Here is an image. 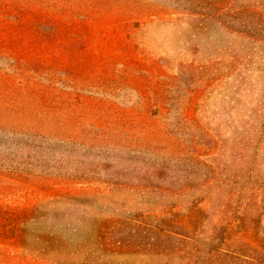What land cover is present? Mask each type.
<instances>
[{"label":"rangeland","instance_id":"374dc122","mask_svg":"<svg viewBox=\"0 0 264 264\" xmlns=\"http://www.w3.org/2000/svg\"><path fill=\"white\" fill-rule=\"evenodd\" d=\"M0 203V264H264V0H0Z\"/></svg>","mask_w":264,"mask_h":264},{"label":"trees","instance_id":"16d2710c","mask_svg":"<svg viewBox=\"0 0 264 264\" xmlns=\"http://www.w3.org/2000/svg\"><path fill=\"white\" fill-rule=\"evenodd\" d=\"M35 211V207L12 206L0 203V242H10L31 251L34 257L47 259L53 255L55 250L52 248V244L58 240H56L54 233L48 231L45 235L33 236L34 240L32 242L27 241V237L34 231L33 229L30 230L29 226L40 217L35 216ZM103 224L105 225V223ZM100 243L103 242L100 241ZM219 247L204 248L201 249V253H204L203 256H205L212 253L211 250L213 249L218 254H224L225 249L220 250ZM243 256L248 259V262L253 261V257L250 255L244 254Z\"/></svg>","mask_w":264,"mask_h":264}]
</instances>
